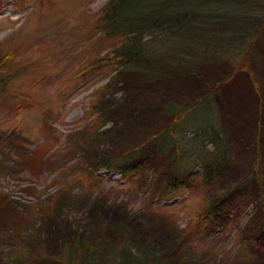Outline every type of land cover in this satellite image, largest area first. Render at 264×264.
Returning a JSON list of instances; mask_svg holds the SVG:
<instances>
[{"label":"rangeland","instance_id":"1","mask_svg":"<svg viewBox=\"0 0 264 264\" xmlns=\"http://www.w3.org/2000/svg\"><path fill=\"white\" fill-rule=\"evenodd\" d=\"M109 1L0 0V264H70L76 241L75 264H264V39L245 69L149 80L106 64Z\"/></svg>","mask_w":264,"mask_h":264},{"label":"trees","instance_id":"2","mask_svg":"<svg viewBox=\"0 0 264 264\" xmlns=\"http://www.w3.org/2000/svg\"><path fill=\"white\" fill-rule=\"evenodd\" d=\"M93 27L110 42L118 44L111 52L113 59H104L106 64L137 68L149 80L200 76L201 63L227 61L233 64L236 56L244 51L246 54L240 59L239 66L245 69L255 60L254 42L264 39V0H145L143 5L137 0H110L99 10ZM146 37H150L149 42L169 43L171 52L162 55L157 49L144 46L141 40ZM150 52L154 56H148ZM163 56L165 58L161 59ZM10 58V53H6L3 62ZM101 64L102 60L98 67L103 66ZM85 70L76 71L75 77ZM138 151L136 148L127 155L134 156ZM205 157L202 155L200 159ZM182 162V159L174 158V172L183 168ZM220 162L216 161L214 167L208 169L218 168ZM104 166L105 170L111 171L112 167ZM118 170L124 176L134 171L131 165ZM201 172L205 176L209 171L203 167ZM200 176L199 173L194 175L200 179L197 183L204 181V176ZM174 183L176 189L185 185L179 178ZM205 210L199 214V220H209L213 215L211 204ZM84 245L83 241L74 243L66 256L70 264H75V255Z\"/></svg>","mask_w":264,"mask_h":264},{"label":"bare ground","instance_id":"3","mask_svg":"<svg viewBox=\"0 0 264 264\" xmlns=\"http://www.w3.org/2000/svg\"><path fill=\"white\" fill-rule=\"evenodd\" d=\"M2 166V165H1ZM4 211L3 210H0V216H1V214L3 213ZM0 219H1V217H0Z\"/></svg>","mask_w":264,"mask_h":264}]
</instances>
